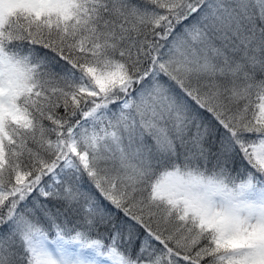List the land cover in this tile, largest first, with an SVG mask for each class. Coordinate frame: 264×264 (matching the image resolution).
Returning a JSON list of instances; mask_svg holds the SVG:
<instances>
[{
    "label": "snow or ice",
    "instance_id": "obj_1",
    "mask_svg": "<svg viewBox=\"0 0 264 264\" xmlns=\"http://www.w3.org/2000/svg\"><path fill=\"white\" fill-rule=\"evenodd\" d=\"M0 264H264V0H0Z\"/></svg>",
    "mask_w": 264,
    "mask_h": 264
},
{
    "label": "trees",
    "instance_id": "obj_2",
    "mask_svg": "<svg viewBox=\"0 0 264 264\" xmlns=\"http://www.w3.org/2000/svg\"><path fill=\"white\" fill-rule=\"evenodd\" d=\"M45 123H47V122H45Z\"/></svg>",
    "mask_w": 264,
    "mask_h": 264
}]
</instances>
